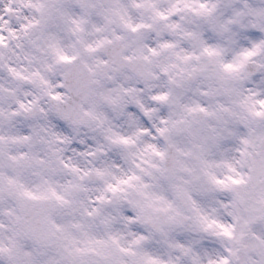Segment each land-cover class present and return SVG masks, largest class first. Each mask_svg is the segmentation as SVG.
<instances>
[{
	"label": "clouds",
	"instance_id": "obj_1",
	"mask_svg": "<svg viewBox=\"0 0 264 264\" xmlns=\"http://www.w3.org/2000/svg\"><path fill=\"white\" fill-rule=\"evenodd\" d=\"M224 2L0 0V179L11 176L41 197L18 198L0 183V244L15 236L20 250H35L40 244L26 227L38 225L54 243L64 234L57 225L75 239L115 236L125 247L143 235L177 264L190 258L168 250L166 241H202L194 246L202 264L226 249L235 253L228 254L232 264L264 261V249L254 247L264 239V220L245 223L256 180L238 151L246 150L241 138L264 137V120L239 103L256 84L223 67L249 46L245 36L264 37L245 8H264V0H231L248 26L229 25L237 36L210 23L234 19L230 9L218 7L209 17L200 8ZM255 63H264V53L248 70ZM228 163L245 183H215L236 175ZM130 176L139 179L118 183ZM109 184L118 191H108ZM100 196L99 212L89 216ZM205 216L233 225V236L215 225L205 231ZM0 264H8L6 256Z\"/></svg>",
	"mask_w": 264,
	"mask_h": 264
},
{
	"label": "snow or ice",
	"instance_id": "obj_2",
	"mask_svg": "<svg viewBox=\"0 0 264 264\" xmlns=\"http://www.w3.org/2000/svg\"><path fill=\"white\" fill-rule=\"evenodd\" d=\"M218 7H223L226 10L230 9V15L235 18L229 19L226 22H221L213 18L210 20V23L214 29L220 31L221 34L231 32L232 36H237L238 33L230 28L229 25L239 24L242 30L247 29L248 26L239 20V17L245 13L239 11L236 6H233L231 0H226L223 4L212 3L211 7L206 3L200 4V8L204 10L203 14L209 17L212 16L213 12ZM245 8L247 9V15L256 17L260 22V30L264 32V8L257 7L256 5H245ZM9 11L11 10L9 9ZM252 27H257V25L253 24ZM9 32L14 35V29L10 28ZM244 39L250 42L249 46L242 47L236 53L234 60L224 64L223 67L226 71L235 72L237 74L236 79L256 84L255 88L250 87L247 89V94L240 97L239 103L244 112L254 118L264 120V78H261L259 81L255 78L257 72H264V63H255V71L248 70V65L253 62V59L261 53H264V37L258 35L245 36ZM2 41L3 36H0V42ZM164 47H171V45L165 44ZM204 51L208 53L209 56L221 55L219 50L211 51L205 48ZM61 59H66V57H61ZM230 91L236 92L239 96V92L235 89H231ZM54 98L58 99L59 97ZM163 98L164 97H155V99ZM24 107V104L21 103L20 108L23 109ZM199 110L201 112L205 111L204 108H200ZM250 123V121L245 119L246 127H248ZM123 143H128V141L124 140ZM240 143L246 146V150L238 149V151L241 152L242 156L248 157L246 163L249 168V173L251 177L255 178L257 185L247 201L249 210L253 214L245 223H255L256 221L264 220V137H256L254 143L248 138H241ZM250 144L252 145V149H256L255 151L247 150V146ZM152 150L157 156H163L162 153L156 152L154 147H152ZM22 158L23 156L21 159ZM13 159H15V157H13ZM226 167L230 172H235L236 175H230L226 180H216V184L224 188H229L230 185L245 183L243 177L230 163L226 164ZM137 179H139V177L130 176L128 179L120 180L118 183L129 184L130 181ZM5 181L8 185L9 192H15L18 198H27L28 200L41 199V197L37 196L32 191L19 185L17 180L13 177L9 176L0 179V183H4ZM228 182H230V184ZM107 190L115 193L118 191V187L109 184ZM51 194L57 201L65 202L64 198L55 191H52ZM103 200V196L97 197L96 201L92 202L93 207L87 214L92 216L98 213L99 209L95 207V204ZM20 206L23 208L22 201L20 202ZM17 219L19 220V217H17ZM201 219L206 222L205 231L215 225L221 230L223 236L229 238L233 236V225H224L218 223L216 220H208L206 216L201 217ZM53 227H56L58 232L64 233L56 242L53 243L47 233L41 232L38 225L29 224L24 234L34 237L40 244V247L29 251L20 250V246L14 236L9 239L7 245L0 244V256H6L8 264H177V261H174L171 256L165 261L161 255L165 249L147 243L148 238L143 235L137 236L130 242L129 246L125 247L120 245L119 240L115 236L110 237L109 240H103L89 237L87 233H84L82 239H75L71 233L59 228L57 225H53ZM74 227L79 228L80 226L74 225ZM257 230H259L258 225ZM241 235H243V233ZM201 243L202 241H192L186 245L178 240L165 242L168 250L179 251L182 256L190 258V264H202L200 254L194 250V246ZM133 245L135 248L132 247ZM113 247L118 250L119 254H115L112 251ZM254 247L256 249H264V239H260L259 244ZM14 251L16 255H13ZM200 251H202L204 255L209 254L206 248ZM225 251L227 254L222 255L218 260L209 259L207 264H232L228 258V254L235 255V253H233L232 249H226ZM237 259H239V257H237ZM248 264H253V262L249 261ZM261 264H264V261H262Z\"/></svg>",
	"mask_w": 264,
	"mask_h": 264
}]
</instances>
